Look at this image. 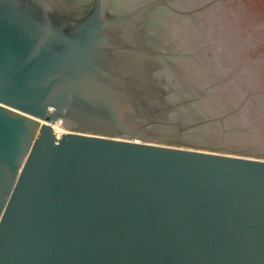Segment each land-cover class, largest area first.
I'll use <instances>...</instances> for the list:
<instances>
[{"label":"water","instance_id":"water-1","mask_svg":"<svg viewBox=\"0 0 264 264\" xmlns=\"http://www.w3.org/2000/svg\"><path fill=\"white\" fill-rule=\"evenodd\" d=\"M112 1L0 0V264H264V154L148 37L195 11Z\"/></svg>","mask_w":264,"mask_h":264},{"label":"rangeland","instance_id":"rangeland-1","mask_svg":"<svg viewBox=\"0 0 264 264\" xmlns=\"http://www.w3.org/2000/svg\"><path fill=\"white\" fill-rule=\"evenodd\" d=\"M184 1L190 4L185 7L186 11L194 10V15H202L191 33L195 46L199 47L191 51L193 57L202 56V67L215 81L221 82L227 107L234 112L228 118L224 117L225 126L235 129L229 133L228 139L233 145L251 147V151L264 154V0ZM167 8L172 13L169 19L179 18ZM188 41L192 42L190 37ZM181 51L190 53L184 49ZM191 58L192 55L188 56L183 60L184 64H180L186 77L189 70L185 71L184 66ZM208 84L205 85L208 87ZM224 112L213 113L222 116ZM58 125L65 129L62 124ZM240 155L248 157L247 154ZM257 159L263 160L264 157Z\"/></svg>","mask_w":264,"mask_h":264},{"label":"bare ground","instance_id":"bare-ground-1","mask_svg":"<svg viewBox=\"0 0 264 264\" xmlns=\"http://www.w3.org/2000/svg\"><path fill=\"white\" fill-rule=\"evenodd\" d=\"M141 0H113V5L116 7L121 6V4L124 5H132L135 4L137 2H140ZM174 6L178 9H182L185 10L186 6H190V4L187 3V1L185 2L184 0H178L176 1V3H174ZM158 13L154 16L155 18V26L152 28L151 30V35L149 34L148 37H150L153 41H156L158 43L161 44H170L173 45L175 48H182L184 50H187L188 52L191 51H195L196 47L194 44V40H192L193 35L191 33H193V29H195V26L197 25V19L199 17H202L201 13L197 14H193L192 17L187 16H178V19L175 20H171L169 19L172 15V13L167 12L164 9H160L159 11H157ZM158 34V36H157ZM163 36V37H162ZM190 37V41H188V38ZM165 41H164V40ZM166 41L168 43H166ZM203 58L202 56L199 57H192L191 59L187 60L184 69L189 70L187 77L185 78V82L188 83V85H193L195 87H197V85H201L199 83V80L201 81L202 79H208V78H212L213 76L211 73H209L208 71L205 70V68L202 67L203 64ZM209 68V67H208ZM206 68V69H208ZM210 69V68H209ZM211 71V70H210ZM212 71H216L213 70ZM213 72V73H214ZM217 73V71H216ZM194 76V77H193ZM196 78V79H195ZM214 83H217L216 81ZM221 83V82H220ZM219 83V84H220ZM222 84H220L219 86H217V88L221 87L222 88ZM221 90V89H220ZM218 92H220L218 90ZM213 99H217V98H221V102L218 100H214L216 101V103H214L213 105L220 109L221 107H224L225 104H223L222 102H224V100H226V96L224 97V95L222 93H219L216 95H213ZM208 98H212L209 96ZM53 131L55 133L58 132H65L66 130L63 129L61 126H59L58 124H55L53 126ZM58 135V134H57ZM241 140V139H240Z\"/></svg>","mask_w":264,"mask_h":264}]
</instances>
